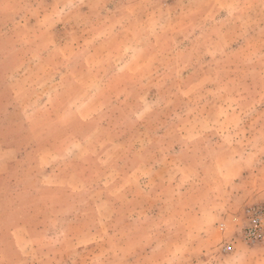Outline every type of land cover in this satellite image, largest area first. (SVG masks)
I'll use <instances>...</instances> for the list:
<instances>
[{
	"label": "rangeland",
	"instance_id": "1",
	"mask_svg": "<svg viewBox=\"0 0 264 264\" xmlns=\"http://www.w3.org/2000/svg\"><path fill=\"white\" fill-rule=\"evenodd\" d=\"M20 1L0 4V145L20 147L0 264H264V228L244 237L264 207V0ZM68 77L106 106L72 135L85 149L39 156L67 136Z\"/></svg>",
	"mask_w": 264,
	"mask_h": 264
},
{
	"label": "crops",
	"instance_id": "2",
	"mask_svg": "<svg viewBox=\"0 0 264 264\" xmlns=\"http://www.w3.org/2000/svg\"><path fill=\"white\" fill-rule=\"evenodd\" d=\"M20 0H1L0 4H4L8 7H18L20 4ZM19 18V14L16 16V19ZM4 20V18H2ZM8 33L6 32L5 35ZM74 39H68V46L69 43H78L77 46L83 47L84 41L82 43L76 42ZM3 52V51H2ZM72 63L68 62V69L69 66H71ZM86 67V66H84ZM83 68V67H82ZM68 98H64V101L68 100V112L65 113V110L61 117L60 125L63 126V132L67 135L65 139L58 145V146H51V147H45L42 149L41 153H39V156L43 154L45 151L50 150H58L57 148L62 147V150H65L68 152V149L70 148H86L83 144V138H72V135L81 133L82 129L86 130V125L88 124V121L90 118L94 117L98 113L102 111V108L106 106V103L101 101L100 98L93 95H82V87L81 84L78 81H75L72 78L68 77ZM74 82V83H73ZM48 84V83H46ZM72 89H70V87ZM73 108V110H71ZM50 114V113H49ZM48 115V112H42V113H34L33 119H39L40 118H46ZM42 116V117H41ZM52 129H49L48 132H51ZM70 135V136H68ZM20 147L17 145H0V174H3L5 172L9 171L10 164H12L14 161H18L20 157ZM77 164L69 163L65 164L63 166L62 173L67 177V180L74 181H82L83 180V172H77Z\"/></svg>",
	"mask_w": 264,
	"mask_h": 264
},
{
	"label": "built area",
	"instance_id": "3",
	"mask_svg": "<svg viewBox=\"0 0 264 264\" xmlns=\"http://www.w3.org/2000/svg\"><path fill=\"white\" fill-rule=\"evenodd\" d=\"M247 227L244 230V237L249 241H257L262 238L264 228V207H257L254 210L246 211Z\"/></svg>",
	"mask_w": 264,
	"mask_h": 264
}]
</instances>
